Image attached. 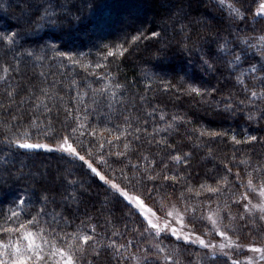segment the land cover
<instances>
[{
  "label": "snow or ice",
  "instance_id": "snow-or-ice-1",
  "mask_svg": "<svg viewBox=\"0 0 264 264\" xmlns=\"http://www.w3.org/2000/svg\"><path fill=\"white\" fill-rule=\"evenodd\" d=\"M205 5V0H165L162 7L168 11V16L164 24L160 25L161 31L152 30L150 36L161 38L164 26L168 20L178 24L180 31H186L185 19L189 23H202L201 19L193 16L200 6ZM246 0H215V6L224 13L230 26L248 21L249 16L253 20L259 17L264 19V0H252V5L245 6ZM89 11L94 10L96 0H87L85 5ZM8 7H11L9 3ZM19 11L16 16L14 28L0 30V45L7 48H16L19 53L36 61L44 59L58 58L61 62H67L71 66H79L85 71L91 69V75L96 81L103 82L100 87L93 88L91 84L85 82L87 90L80 91L76 80H71L66 86L70 93L69 106H56V115L59 117L63 111L64 119L60 121L61 129L57 130L52 124L53 108L40 96L30 93L34 97L29 100L31 107L43 109L39 115L36 111L29 113L27 123L21 113H8L7 117L0 120V144L6 145L10 150H44L48 153H58L61 159L69 162L79 161L82 167H86L90 174L94 176L103 186H107L109 195L113 203H122L127 209L129 218L139 217L140 223L132 229L133 236L128 238V226L124 225L121 232L113 225L112 239L108 248L113 252V259L116 264H127L128 260L135 261V264H182L180 257L183 255L181 248L196 244L206 249L200 264H216L221 258L224 264H264V239L243 243L236 228L233 227L235 217L230 211H226L231 204L242 207L245 216H240L241 220L257 218L264 221V163L254 166L247 160H240L239 165H245L247 182H239L240 172H232L227 165L224 166V173H215L210 179L215 186L206 183L192 185L190 174H182L175 167L169 168L168 164L161 159L159 162L148 155L138 154L135 163L132 162V155L138 153V149L133 146L134 142L141 139L142 134H147V127H133L130 117L125 116L124 126L119 124L109 127H101L107 117L100 116L99 102L97 96L106 101L115 100L117 93L124 88L119 82H114L109 70V58L124 56L129 52V47L144 36L143 29H138L125 43L109 45L100 43L96 48L95 55L99 57L95 62L89 57L91 52L82 51H62L60 45L55 42L45 41L35 48H25L18 41L24 40L41 29H59L73 27L83 16L84 6H77L69 0H21L17 5ZM58 38H53V40ZM191 37H185L180 47L184 52H190L189 41ZM233 45H235L233 47ZM157 49L153 53L157 60L164 58V48ZM239 48V52L235 50ZM249 50H253V55H258L260 59L256 63H251L246 69L243 63L247 59ZM54 57H48V53ZM224 58V63L235 84L239 86L242 96H235L229 92L221 99H217L219 89L215 86L211 88H194L189 86L184 89L187 93H196L205 98L202 102L215 111L235 118L238 114L243 115L250 124L259 126L264 122V34L249 36L246 32L243 35H236L233 40L222 39L217 41V55ZM231 56V59L227 57ZM204 71L215 74L217 66L209 59L201 58ZM95 69H101L97 74ZM12 71H18V66H13ZM3 72L7 74L9 67L4 66ZM43 76V73L40 74ZM0 79H3L0 77ZM259 81L251 88L248 81ZM163 82V81H162ZM169 87L172 81H166ZM55 86V83L53 84ZM75 90V91H74ZM15 90L8 91V103H16L14 100ZM43 97L47 100H63L59 93L51 94L47 88L40 89ZM89 92L92 93V106L85 102ZM22 99L19 104L22 105ZM19 106V105H18ZM106 106L111 109V103ZM7 105L0 103V109H6ZM152 115V114H149ZM171 121L183 119V117L172 116ZM93 120L96 123L93 124ZM160 120L164 121V129H153V137L158 131L167 132L173 127L163 115ZM110 123V121H109ZM147 124V121L144 122ZM191 123V121H188ZM109 135L104 136L102 133ZM51 133V134H49ZM207 135L209 138L227 136L226 132L203 130L199 131V137ZM87 138V139H86ZM51 141L41 142V140ZM231 141L235 145H250L253 143L264 144V136L246 135L238 139L234 134ZM156 143L164 144L167 141L161 140ZM199 147V145H195ZM122 149V150H121ZM11 151L9 152V155ZM191 152L175 153L168 157L170 162L176 165H188ZM235 160V157L231 158ZM7 162V156L4 157ZM109 160L112 162L109 163ZM114 165H118L114 166ZM103 169V170H102ZM159 169V171H158ZM251 169V170H248ZM6 171V170H5ZM256 174L258 185L254 184L253 174ZM11 176V173H7ZM71 172L64 177L65 182L73 187L77 181L72 177ZM229 176L233 177L229 181ZM17 179L19 177H16ZM8 180L4 173H0V187L7 185ZM236 183V191H230L232 184ZM81 189L83 185L81 184ZM177 188L179 191L177 192ZM168 189H172L169 192ZM240 189H245L240 191ZM257 193L258 203H252L249 198V191ZM86 191V190H85ZM230 192V196L223 203L211 207L216 197ZM175 195V199H170ZM150 201L154 206L150 207ZM167 201V203H165ZM193 201H195L193 203ZM49 202L56 203V194L49 195L45 190L36 196V203L32 202L31 196L18 195L6 211L0 209V264H80L92 247L94 254L99 256L96 246L100 243L97 239L95 226L81 220L80 224L72 231V221L65 215V209L71 205L79 206L80 195L76 191H66L60 196V205L63 207L59 212L56 209L47 210ZM71 202V204H70ZM207 202V203H205ZM37 204L41 205L37 207ZM29 205L31 209L29 210ZM159 213V214H158ZM111 216L112 213L110 212ZM92 217H88L91 221ZM63 222V224L61 223ZM111 221L106 220V223ZM203 231L198 233L197 228ZM220 237L215 239H205L206 236ZM235 237V238H234ZM123 240V243H117ZM168 241V243H165ZM91 242V243H90ZM136 251L129 252L130 248ZM125 253H128L125 255ZM162 257V260H161Z\"/></svg>",
  "mask_w": 264,
  "mask_h": 264
},
{
  "label": "trees",
  "instance_id": "trees-1",
  "mask_svg": "<svg viewBox=\"0 0 264 264\" xmlns=\"http://www.w3.org/2000/svg\"><path fill=\"white\" fill-rule=\"evenodd\" d=\"M69 2L75 3L78 7L84 6L82 19L75 26L65 28L63 31L50 28L41 29L34 36L20 40L18 43L25 48H35L45 41L55 42L60 45L62 51L91 52L89 59L95 62L99 57L95 55L97 49L93 47L94 44L98 46L100 43L109 45L125 43L137 34L138 29H143L144 36L139 41L130 46L126 44L129 52L122 57L109 58V70L115 78L114 82L121 83L124 88L117 93L115 100L106 101L100 96L96 97L100 113L97 120L107 117L101 127L105 125L112 127L117 124L124 126L125 116L131 118L133 127L137 126L136 121H139V127H147V134H142L141 139L133 143L138 153L132 155V162H136L138 154L148 155L150 159L155 157L157 162L163 159L169 168L175 167L182 174H190L189 182L194 186H198V183L215 186L210 177L215 173L223 174L224 166L227 165L233 173L239 170L240 180L236 183H246L248 177L245 165H239V167L233 165L249 157L254 166L264 163V144L235 145L231 141V136L235 134L238 139L246 135L262 137L264 136V122L257 126L248 123L240 114L235 118L217 114L202 102L205 98L196 93H187L184 89L189 86L200 89L215 86L219 89L217 99L223 98L229 92L235 96H242L239 86L235 84L234 78L227 70L222 54L217 55V41L222 39L234 41L236 35H243L244 32L249 36L264 34V19L257 17L253 20L249 16L248 21L230 26L226 15L216 8L215 1L205 0V5L192 13L193 16L200 18L202 23H189L185 19L183 23L187 27L182 33L178 24L168 20L161 38H154L150 36V32L152 30L161 31L160 25L164 24L169 14L162 7L165 0H96V6L92 11L85 6L87 0H69ZM9 3H11L10 8ZM20 3L21 0H0V30L15 27L16 16L14 14H18L17 5ZM250 5H252V0H246L245 6ZM186 36L191 37L189 41L191 51L187 53L180 47ZM54 37L58 39L53 40ZM162 45L167 46L164 48V58L157 60L153 53L161 49ZM235 50L239 52V48ZM252 51L249 50L247 59L243 63L244 69L260 59L258 55H253ZM48 57H54V54L49 52ZM202 57L209 59L217 66L218 71L215 74L204 71L201 63ZM227 59H231V56ZM4 66L9 67L7 74L3 72ZM13 66H18V71H12ZM92 71L68 65L67 62H61L58 58L36 61L34 58L20 54L16 48L10 49L0 45V77L3 78L0 79V103L7 105L6 109H0V120L5 119L9 112L21 113L26 124L29 113L36 111L39 115L43 109L34 110L29 103V100L34 99L30 93H35L53 108L52 124L60 130L62 127L60 121L64 119V116L61 111L57 117L56 106L59 105L61 109L69 106L70 93L66 90V86L71 80H76L79 85V89L76 90H87L85 82L91 84L93 88L100 87L103 82L98 83L91 75ZM101 71V69H95L97 74ZM41 73L43 76L40 75ZM169 80L172 81L171 87L165 83ZM54 83L55 86H53ZM253 84H259V81H248L249 88ZM42 88H47L51 94L59 93L64 99L61 101L54 98L49 101L42 96L40 92ZM12 90H15L16 103L9 104L7 92ZM91 98V92L88 97L84 98L90 107L92 106ZM22 99L24 103L20 105L19 102ZM107 103H111V109L106 106ZM161 115L172 123L173 127L167 132L158 131L153 140V129L166 127L164 121L160 120ZM172 116L183 117V119L171 121ZM145 121L147 124L144 123ZM95 123L96 120H93V124ZM203 130L223 131L227 133V136L209 138L205 135L198 138L199 131ZM102 134L109 135L107 132ZM161 140L167 141L166 146L156 143ZM41 142L51 143L43 139ZM177 152L192 153L187 166L176 165L169 161L168 157ZM5 156H7V162L4 160ZM232 157L236 159L232 160ZM111 162L109 160V163ZM114 166L118 167V165ZM69 172L73 174L70 178L77 181L73 187H70L64 179ZM0 173H4L8 180L7 185L0 187V209L5 211L12 207L11 202L18 195L31 196L32 202L36 203V196L47 190L49 195L56 194L57 201L56 203L49 202L47 210L56 209L57 212L63 207L59 203L61 194L66 191H76L80 195L81 202L78 207L71 205L65 209V215L70 218L73 225L72 228L66 230L72 231L81 220H84L91 226H95L97 239L100 242L96 246V250L100 253L99 256H96L92 247H89L88 253L81 258L80 264H116L113 252L108 248L112 239L113 225L121 232L124 231L123 226L127 225L126 235L132 238V229L140 223L139 217L129 218L126 214L128 210L122 203L112 202L107 186H103L102 182L94 178L86 167L81 166L79 161L69 162L61 159L58 153H48L44 150H10L6 145L0 144ZM7 173L12 175L8 176ZM232 180L233 177L229 176V181ZM253 181L258 185L255 173ZM236 183L232 184L230 191H236ZM81 184L83 189L80 187ZM244 190L240 189V191ZM168 191L173 190L168 189ZM178 191L179 188H177ZM248 191L252 203H258V192ZM229 196L230 192H225L224 195L216 197L211 207L215 208L217 204L223 205ZM170 199L174 200L175 195ZM146 203L155 210V206L150 201ZM39 206L41 205L37 204V207ZM30 209L31 205H29ZM226 211H230L235 217L233 227L236 228L243 243L264 239V221L258 219V214L257 218L244 221L240 219V216L246 215L242 207L231 204ZM88 217H92V220L88 221ZM106 220L111 222L106 223ZM202 231V228H197L198 233ZM209 238L217 242L221 239L214 235L205 237V239ZM123 242V240L117 241V243ZM134 251H136L134 247L129 249V252ZM206 251L196 244L186 248L182 247L183 255L180 257L182 264H200ZM127 264H135V261L130 259ZM216 264H224V259L221 258Z\"/></svg>",
  "mask_w": 264,
  "mask_h": 264
},
{
  "label": "rangeland",
  "instance_id": "rangeland-1",
  "mask_svg": "<svg viewBox=\"0 0 264 264\" xmlns=\"http://www.w3.org/2000/svg\"><path fill=\"white\" fill-rule=\"evenodd\" d=\"M215 1V0H214ZM218 240H221V239H218Z\"/></svg>",
  "mask_w": 264,
  "mask_h": 264
}]
</instances>
